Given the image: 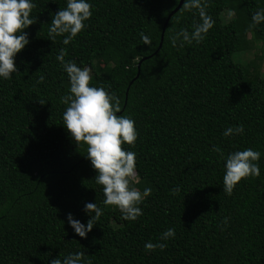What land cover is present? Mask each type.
<instances>
[{
  "label": "trees",
  "instance_id": "16d2710c",
  "mask_svg": "<svg viewBox=\"0 0 264 264\" xmlns=\"http://www.w3.org/2000/svg\"><path fill=\"white\" fill-rule=\"evenodd\" d=\"M180 1L89 0L92 16L65 45L67 34L51 41L48 29L67 0H33L17 73L0 79V264H50L76 252L89 264H264V75L257 58H239L264 41V23L251 20L264 0H204L214 26L201 42L173 47L176 33L200 23L198 10L182 6L160 49ZM62 48L65 61L91 69L89 86L115 93L120 114L135 121L137 140L122 144L136 153L130 186L151 189L135 221L103 204L87 146L63 126ZM238 125L243 134L223 135ZM247 148L261 153L260 175L229 195L225 158ZM87 202L103 214L80 238L67 215L86 224ZM169 228L175 238L161 241ZM146 242L166 246L146 251Z\"/></svg>",
  "mask_w": 264,
  "mask_h": 264
},
{
  "label": "clouds",
  "instance_id": "9594fccd",
  "mask_svg": "<svg viewBox=\"0 0 264 264\" xmlns=\"http://www.w3.org/2000/svg\"><path fill=\"white\" fill-rule=\"evenodd\" d=\"M186 10L196 9L199 12L200 23L189 33L181 30L171 38L173 47L179 41L191 44L201 42L207 32L214 26L215 21L206 12L204 0H185ZM35 4L33 0H0V79L8 80L13 73H17L15 56L29 44L28 34L25 32L34 24L30 18ZM92 5L89 0H67L66 7L59 9L52 16L49 40L56 36L67 34L63 40L65 45L86 27V21L92 16ZM254 25L264 23V8L256 10L251 15ZM145 45L151 43V38L141 34ZM65 50L62 48L57 55L70 83V94L61 98L67 107L63 112V126L71 138L80 145L87 146L86 158L96 171L95 183L103 186L105 206H116L122 214V219L135 221L140 217L142 209L138 206L144 197L150 195L151 189L145 188L143 192L130 186V182L137 177L136 153L122 148V144L134 145L138 138L135 121L121 113L120 101L115 93L106 91L103 87L89 86L92 79L91 69L87 66L81 68L73 61H65ZM41 81L43 77L40 78ZM119 114V115H118ZM244 133L243 125L228 127L223 135H241ZM219 151L218 148L214 149ZM261 157L259 151L251 148L230 153L225 158V174L223 177V191L231 194L236 184L243 178L258 177L260 168L258 161ZM174 189L173 191H178ZM84 211L90 217L87 223L75 219L71 213L67 215V223L80 238H86L92 231L95 222L103 214V210L92 202L84 204ZM226 222V221H225ZM175 238V229L169 228L160 235L161 241ZM164 243L146 242V251L156 248L161 250ZM50 264H89L84 260L83 252H76L61 258L50 260Z\"/></svg>",
  "mask_w": 264,
  "mask_h": 264
},
{
  "label": "rangeland",
  "instance_id": "374dc122",
  "mask_svg": "<svg viewBox=\"0 0 264 264\" xmlns=\"http://www.w3.org/2000/svg\"><path fill=\"white\" fill-rule=\"evenodd\" d=\"M226 19H230V17L226 15ZM237 56L238 55L234 56L235 61ZM239 58L242 61V64H248L250 62L253 63L257 58L256 63L261 73L264 75V41L260 43H254L253 47L249 51L244 52Z\"/></svg>",
  "mask_w": 264,
  "mask_h": 264
},
{
  "label": "water",
  "instance_id": "95a60500",
  "mask_svg": "<svg viewBox=\"0 0 264 264\" xmlns=\"http://www.w3.org/2000/svg\"><path fill=\"white\" fill-rule=\"evenodd\" d=\"M184 2H185V0H181L180 3H179V5H178V7L175 9V11H174V12L170 15V17L168 18V20H167V22H166V24H165L164 30H163L162 37H161L160 49H161V47H162V45H163L165 29H166V27H167V25H168L170 19L172 18V16H173L174 14H176V13L181 9V7L183 6ZM140 67H141V63H139V65H138V69H139V71H138V75H137L136 78H138L139 75H140Z\"/></svg>",
  "mask_w": 264,
  "mask_h": 264
}]
</instances>
